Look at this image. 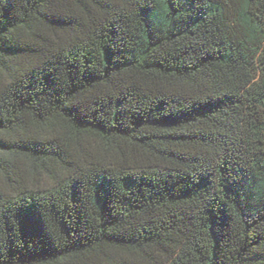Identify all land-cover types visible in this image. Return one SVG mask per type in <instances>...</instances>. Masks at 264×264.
Returning <instances> with one entry per match:
<instances>
[{
	"label": "trees",
	"instance_id": "16d2710c",
	"mask_svg": "<svg viewBox=\"0 0 264 264\" xmlns=\"http://www.w3.org/2000/svg\"><path fill=\"white\" fill-rule=\"evenodd\" d=\"M0 264H264V0H0Z\"/></svg>",
	"mask_w": 264,
	"mask_h": 264
}]
</instances>
